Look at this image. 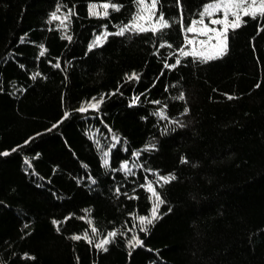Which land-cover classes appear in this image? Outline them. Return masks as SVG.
<instances>
[{"label":"trees","instance_id":"trees-1","mask_svg":"<svg viewBox=\"0 0 264 264\" xmlns=\"http://www.w3.org/2000/svg\"><path fill=\"white\" fill-rule=\"evenodd\" d=\"M104 2L122 7L88 14ZM211 2L158 0L170 27L89 50L104 25L131 20L134 0H0V264H264V20L229 31L221 58L181 57V10L186 28ZM58 5L76 13L71 41L49 22ZM236 83L249 91L231 95ZM149 181L164 204L143 232ZM111 231L107 251L94 247ZM85 232L93 244L71 239ZM133 235L143 245L129 249Z\"/></svg>","mask_w":264,"mask_h":264},{"label":"snow or ice","instance_id":"snow-or-ice-1","mask_svg":"<svg viewBox=\"0 0 264 264\" xmlns=\"http://www.w3.org/2000/svg\"><path fill=\"white\" fill-rule=\"evenodd\" d=\"M157 2L158 0H150V3L148 0H134L136 12L132 16L131 20L127 24L120 26L119 30L114 33L108 32L107 25H104L105 31L95 37L89 45V50L96 47H102L103 44L107 42L109 36H124L126 33L130 32L136 34L152 32L153 34H156L161 32L163 29L170 27L171 25L169 21L165 20L163 12H160L157 17ZM121 7V5L110 2H104L102 4L90 3L88 5V14L92 17L106 19L109 17L110 8L114 11H120ZM99 8H102L103 11H98ZM58 13L60 14L58 15ZM73 15H76V13L72 8L67 9L66 12H62L61 7L58 5L56 10L51 13L49 21H59V27L64 29V34L61 38L68 41H71L72 39L71 35L67 34V29ZM243 17H250L253 20H258V18L260 20H264V0H213V2L208 3L203 7V10L199 13V19L192 20L186 28L183 27V15L181 10L180 22L182 31L184 32V47L179 49L180 56L193 57L196 60L207 63L210 60L218 59L226 55L228 51L229 31H235L240 28L244 22ZM206 19L207 22H205ZM259 31H264V28H260ZM189 34H191V36H189ZM199 37H204V39H199ZM160 47H171V45L161 44ZM46 51L47 49L42 46V50L39 52V55L43 57ZM180 62L181 61L177 59L174 64H165L164 67L174 69L180 64ZM60 66L61 65L59 63L55 64V67L57 68H60ZM35 78L36 76H33V79ZM126 79L129 81L139 80L140 77L133 72L131 75H127ZM229 98L231 99V97ZM178 99L183 100V94H181ZM138 100L139 97H135L133 99V104L138 102ZM103 102V96H101L98 100L93 97L91 102H85V104L81 106L78 111L81 113L87 112L90 109L98 111ZM155 103H159V101H156ZM159 115L164 117L163 111H161ZM64 118H67V114H65ZM112 139L115 141V144L111 147H115L116 144L120 143V138L118 136L113 135ZM26 143H28V141H26ZM150 147L154 148L155 146L151 145ZM13 151H15V149H13ZM110 152L111 149L103 153V164L105 167H108L110 164ZM9 154L10 153L7 151L0 153V155L3 156H7ZM136 155L138 156L139 153H136ZM184 162L186 163L187 161ZM121 167L125 172H131L127 163L122 164ZM175 179V176H159L156 184L162 186V184H168ZM93 183H95V181H93ZM141 187H144L149 194L148 199L151 200V211L150 215H138L135 219L138 220L140 230L147 232L148 225L153 224L155 220L160 218L158 213L161 205L164 204V200L161 198L160 193L156 190V187L151 181H149L146 185H141ZM116 191L119 193V188H117ZM89 223H91V221H89ZM53 224L57 225V231H59V222L53 221ZM91 232L95 234L97 233V229L92 227ZM117 235V231L107 233V236L96 242L94 247L107 251L108 249L106 245H108ZM71 239L75 241L84 239L88 244H93V239L90 237L88 232H85L83 236L73 235ZM142 245L143 241L140 240L138 235H133L128 241L129 249L140 247Z\"/></svg>","mask_w":264,"mask_h":264},{"label":"rangeland","instance_id":"rangeland-1","mask_svg":"<svg viewBox=\"0 0 264 264\" xmlns=\"http://www.w3.org/2000/svg\"><path fill=\"white\" fill-rule=\"evenodd\" d=\"M148 2L150 3V0H148ZM112 10H113V9H111V8L109 9V15H110V12H111ZM98 11H103V9H102V8H99ZM156 15H157V17H158V5H157V12H156ZM91 17H92V16H91ZM94 18H96V17H94ZM244 18H245V17H243V19H244ZM230 19H231V17H230ZM205 22H207V19H206ZM230 31H231V30H230ZM189 36H191V34H189ZM199 39H204V37H199ZM214 60H216V59L210 60V61H208V62H211V61H214ZM231 90H232V94H231V95H238V94H240V93L248 92V91H249V88H248L247 86L241 84V83H236V84H234V85L232 86ZM260 94H261V93H260ZM90 110H91V109H90Z\"/></svg>","mask_w":264,"mask_h":264}]
</instances>
